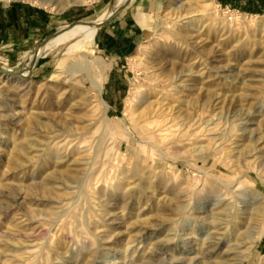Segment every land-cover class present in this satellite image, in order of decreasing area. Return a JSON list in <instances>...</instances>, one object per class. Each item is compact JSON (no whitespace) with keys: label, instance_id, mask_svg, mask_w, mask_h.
I'll return each instance as SVG.
<instances>
[{"label":"rangeland","instance_id":"374dc122","mask_svg":"<svg viewBox=\"0 0 264 264\" xmlns=\"http://www.w3.org/2000/svg\"><path fill=\"white\" fill-rule=\"evenodd\" d=\"M197 1L0 0L52 15L43 38L109 19L26 77L0 72V264H264V0ZM42 42L0 63L23 71ZM136 86L163 134L137 113L122 133Z\"/></svg>","mask_w":264,"mask_h":264},{"label":"bare ground","instance_id":"6f19581e","mask_svg":"<svg viewBox=\"0 0 264 264\" xmlns=\"http://www.w3.org/2000/svg\"><path fill=\"white\" fill-rule=\"evenodd\" d=\"M72 2L73 3L84 2V0H72ZM43 3H46V2H43ZM196 3L198 5L194 9H196L197 11L205 12V11L211 10L213 7V2L211 3L208 1L198 0ZM192 9L193 8H191V7L188 8L186 14L190 13L192 11ZM105 19L106 18H103L102 20L94 22V23L77 22L74 25L62 26L56 34L51 35L50 37H48L45 41H43L41 43L37 52L31 58V61L29 63V67H27L25 70L17 72V71H15L11 68H8L7 66L0 63V72H4L6 74H10V75H14V76H24V77L28 76L29 72L31 71V67H33V65L37 62L39 57H41V55L43 53L47 52L48 50H50L54 47H57L63 43H67L71 39L76 40L75 45H77L81 40H84V41L93 40L96 33H97L99 24L104 22ZM256 20L257 19H251L250 21L246 22V26H252V25L257 24ZM172 34L176 38H178L179 40L184 41V42H186L191 37L190 32L187 30L186 31H176V32H173ZM207 34H208V36H210V31H208ZM201 36L202 35H199L197 38H200ZM214 39L217 40L216 37ZM206 49L207 48L205 47L204 50L206 51ZM193 52L194 51H192L190 49H187L186 51H182V49H179V48L174 49L171 51V54L174 56L173 62L174 63H176V62L180 63V62H178V59H181L182 60L181 62H185L187 60L189 61L193 57ZM238 52H240V51H238ZM73 66L75 68H78V67L83 68V66L84 67L85 66L86 67H93L94 64H92L91 62H89L88 60H86L84 58V60L74 62ZM87 69H89V68H87ZM79 71H82V70H79ZM153 78H154L153 75H149V79H153ZM91 79H92V83H93L94 87L96 89H98L99 92H102L103 83L105 82L106 75L104 74L101 78L97 77V76H95V77L91 76ZM219 89H221V86L219 84H216V87L212 88V90H211V88H207L206 102H208V101L210 102L211 99L215 95L218 94L215 91H219ZM140 93H141V91L137 86L134 87L130 91L129 95L126 98V106H125V111H124L123 117H117L116 118L119 121L118 124H120L123 128L122 133L126 134L128 132L127 127H126V123H125V117L131 118L134 114L137 113V117L135 119L134 118L132 119L133 123L136 126H139L146 134H150V135L161 134V133L163 134V132L169 130V128L168 127L165 128L160 123H157L154 120H151V106H149V104H147L144 108H142L148 102L149 93H146L144 98L139 99ZM199 98H200L199 96L195 97L193 99V102L199 101ZM215 99L216 100H214V102L217 101L215 106L222 104V105H220V108H223V107H225L226 104H228V103H226V101L224 99L219 100L220 98H217V97ZM98 103L103 108V116L105 117L106 121L108 119L110 120V117L107 114V110H108L109 105L106 102V100L104 98H102L100 95H98ZM110 121H113V120H110Z\"/></svg>","mask_w":264,"mask_h":264},{"label":"crops","instance_id":"0c3cea01","mask_svg":"<svg viewBox=\"0 0 264 264\" xmlns=\"http://www.w3.org/2000/svg\"><path fill=\"white\" fill-rule=\"evenodd\" d=\"M52 18V15L25 3L1 4L0 50L12 51V55L24 51L23 49L32 50L39 40L43 39L44 41L45 38L51 35L49 34L43 38L53 23ZM43 54L31 71L47 65V61L44 59L41 60V63L39 62L47 55ZM37 65H39V68Z\"/></svg>","mask_w":264,"mask_h":264},{"label":"water","instance_id":"95a60500","mask_svg":"<svg viewBox=\"0 0 264 264\" xmlns=\"http://www.w3.org/2000/svg\"><path fill=\"white\" fill-rule=\"evenodd\" d=\"M127 3H128V2H127ZM120 10H122V8H119V9L116 11V13H118ZM108 20H109V19H107L106 21H108ZM106 21H104V22H102L101 24H99V26L102 25V24H104ZM99 26H98V27H99ZM57 32H58V30L55 31V32H54L53 34H51V35H54V34H56ZM51 35H50V36H51ZM50 36H48V37H50ZM48 37H47V38H48ZM47 38H45L44 41H45ZM35 64H36V63H35ZM35 64H34V65H35ZM34 65H33V66H34ZM31 69H32V67H31Z\"/></svg>","mask_w":264,"mask_h":264}]
</instances>
